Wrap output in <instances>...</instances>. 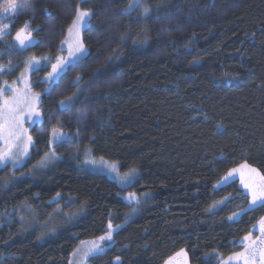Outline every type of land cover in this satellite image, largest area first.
<instances>
[{
  "label": "trees",
  "instance_id": "obj_1",
  "mask_svg": "<svg viewBox=\"0 0 264 264\" xmlns=\"http://www.w3.org/2000/svg\"><path fill=\"white\" fill-rule=\"evenodd\" d=\"M14 2L27 10L0 45V64L19 65L11 78L29 57L59 55L78 11L91 20L86 56L54 85L43 81L49 65L34 73L40 119L29 156L0 169V264H69L109 222L111 246L88 264H166L179 253L219 264L241 251L264 207L233 219L234 204L249 197L238 180L223 181L242 164L264 175V0H145L150 18L125 14L132 0ZM26 22L36 42L22 50L13 38ZM55 127L68 140L52 147ZM87 154L137 177L121 186L89 170ZM130 192L148 196L133 204ZM58 213L67 225L51 221Z\"/></svg>",
  "mask_w": 264,
  "mask_h": 264
},
{
  "label": "snow or ice",
  "instance_id": "obj_2",
  "mask_svg": "<svg viewBox=\"0 0 264 264\" xmlns=\"http://www.w3.org/2000/svg\"><path fill=\"white\" fill-rule=\"evenodd\" d=\"M141 9L143 16L145 18H150V8L145 3V0H132V2L129 3L127 9H125V14H131L132 12ZM26 10V8H18L17 4L13 0V2H9L6 7L0 8V17L14 20L16 15H18L21 11ZM90 20L91 15L89 12H77L72 27L69 29L71 42H66L68 58L65 59L64 57L60 56L56 58L55 63H51L49 61L51 64V71L48 72V75L44 81L45 83L54 85L60 76L68 70L69 66L76 64L87 55V50L80 38V32L81 28L87 27V25L90 23ZM11 27V24L0 26V40H3L6 35L10 34L9 29ZM14 40L18 42L21 47L25 48L31 44L32 35L29 23L26 22L21 28H19L18 31H16ZM44 59L47 60V57ZM40 64L41 61L35 57H33L29 62L32 71H40ZM11 70L12 69H4L3 66H0V73ZM81 79V77H77L74 86L75 84H79ZM6 90L7 89L0 88V139L4 138L5 132H7L10 137L20 139V136L13 131V128L19 122V113L24 110L21 105L29 107L30 113L38 116L39 113L35 112V102L38 101V96H34L31 98V100H29L27 95H21L17 91L11 99H8L4 97V92ZM59 105L62 111L69 110L72 105V98L69 97L66 100H61ZM52 138L57 143H62L68 140L62 129L59 127L52 129ZM30 144H32V138L31 136H27L26 140L24 141V148L21 152L22 155L27 154V148ZM100 159L103 166V157ZM20 163L21 160L19 159V156L11 153L10 149L8 151L0 150V166H7L11 164V166L15 168ZM90 163L95 164L96 162L93 160L90 161ZM108 167H110L113 171L116 170L114 165H108ZM236 173L240 174L241 184L243 185V188L247 190L245 195L250 197L249 210H254L255 207H264V175L259 174L256 169L251 168L249 165L242 164L239 168L231 169L224 177V181H228ZM245 173L248 174L247 179H245ZM134 179V170L126 173L122 178L125 186L127 187H130L133 184ZM125 199L130 203L139 204L140 202L136 193L132 192H130ZM259 224L261 235L264 236V218L260 219ZM112 232L113 226L111 222H109L106 235L100 236L97 240L88 243L86 246H83L82 242V248L77 249V251L73 253L74 257L79 255V264H85L89 258L95 259L98 256L106 254L107 247L111 246ZM244 239L249 240V237L246 236ZM259 245V248L255 246L249 247L246 253H237L236 258L238 260H243L244 264H255L258 257L260 264H264V240H260ZM231 259L232 257H229V260Z\"/></svg>",
  "mask_w": 264,
  "mask_h": 264
},
{
  "label": "rangeland",
  "instance_id": "obj_3",
  "mask_svg": "<svg viewBox=\"0 0 264 264\" xmlns=\"http://www.w3.org/2000/svg\"><path fill=\"white\" fill-rule=\"evenodd\" d=\"M16 4H17L18 8H20V5L18 3H16ZM12 21H13V19L0 17V26L6 25V24H11L12 25ZM85 29H86V27L81 28V32H80V38H81L82 42H83V31ZM9 32H10V29H9ZM32 34L33 33L31 32V35ZM9 36H10V34L6 35L3 40H0V45L2 43H6L7 44V39H9ZM35 42H36L35 38L32 35L31 44H29L25 48V47H21L18 44V42H16L14 40V38H13L14 45H17V47L22 49V50H25V49H28V48L32 47L35 44ZM66 42H71V37L69 35V32H68V36H67L66 40L61 44L62 45L61 46V52L55 58L52 59V58H49V56H45V57H47V60H45L44 56L43 57H35L36 59H39L41 61L40 68L43 67L44 65H46V66L49 65L47 67H49V71H51V64L49 63V61L51 63H55L56 58L60 57V56H62L65 59H67L68 58V52L66 50V47H67V43ZM5 50H8V47H6ZM3 51L0 48V59L3 58ZM32 58L33 57H29L26 60L24 59L25 63H24L23 68L19 71V74L17 76H13L12 78L10 77V75H12V73L16 71V68H18L19 65H13L11 63H8V65H7V64H4V62L0 64V66H3L4 69H12L11 71H4L3 73H0V88L7 89L4 92V97L5 98L11 99L13 97V95L16 94L17 91L21 95H27L29 100H31V98L34 97V96H38V101L35 102V112L39 113L38 116L35 115V114H31L29 107L21 105L24 108V110L19 113V122L13 128V131L17 135L20 136V139H15L14 137H10L7 132H5L4 138L0 139V150L8 151L10 149L11 153L16 154V155L19 156V159L21 160V163L17 167L21 166L26 161V159L29 156L31 144L27 148V154L26 155H22L21 154V152H22V150L24 148V141L26 140L27 136H31V133H30L31 126L33 124H35L36 122H38V120L40 119V108H39V105H40V94L35 92L34 89H33V83H34L33 76H34V73L36 71H32L31 67L29 65V62H30V60ZM47 75H48V72L44 76L45 78L43 79V81H45ZM9 78H11V80ZM63 133L68 138V135L64 131H63ZM56 144H57V142L55 140H53V138L51 137L50 145L52 147H54ZM53 158H54V154L51 152L50 154H48L45 157V159L43 160V163L44 164H48L49 162L52 161ZM93 160L96 162L95 164L90 163V161H93ZM9 165L11 166V164H9ZM85 165H86V167L89 170L97 172V173L106 174L109 177H111L112 179H115L121 186H125L122 178L124 177V175L126 173H123L121 171L119 163L103 159V166H102L101 159L93 158L90 154H87V156L85 158ZM108 165H114L116 170L113 171L110 167H108ZM4 167H6V166H0V169H2ZM131 171H133V170H131ZM134 172H135V179H136L138 172H137V170H134ZM247 176H248V174L245 173V179H247ZM233 180H238L240 182V184H241L240 174L239 173L234 174L228 181H223V183L226 184V183H229V182H231ZM241 187L243 188L242 184H241ZM243 190H244V193L247 192L246 189L243 188ZM127 196L128 195H125V198ZM147 196H148V194L143 196L142 198L139 197V196H137V197L139 198V201H140V198L142 200H144V199L147 198ZM133 204H135V203H133ZM235 205H236V209L234 211L235 215L232 218L233 219H238L241 216V214L243 213V210H249L250 197L248 199L247 198H243V199L237 201L234 204V206ZM21 210L24 211V212L25 211L27 212L25 214V216L22 217V219H21L22 222L24 223V225L25 224L26 225L27 224H31V222L29 220V217L27 216V214L32 215L31 209L27 205H25V206L23 205L21 207ZM135 214L136 213H134L133 215H135ZM65 218L67 220H69L68 216H65ZM74 219H75V217L71 218V220H74ZM54 220L55 221H59V226L64 225V224H66V225L68 224L64 220V217H63V215L61 213H58V215L53 217L51 221H54ZM63 221H65V222H63ZM2 225L3 224H0V226H2ZM59 228L60 227H58V228L57 227H52V229H51L52 233H54V232L57 233ZM115 230L116 229L113 227L112 240H113V234H114ZM247 237H249V240L243 239L241 241V243L243 244V249L241 251L236 252V253H234V254L229 256V257H232L231 260H229V257L218 256L219 264H244L243 260H238L236 258V254L237 253H241V252H245L246 253L247 249L249 247H251V246H255L257 248L260 247L259 241L260 240H264V236L261 235L260 224L255 226V228L253 229V232L251 234H249ZM94 240H97V239H94ZM94 240L84 241L83 242V246H86L88 243H90V242H92ZM81 248H82V243L79 245V247L77 249H81ZM77 249L75 250V252L77 251ZM89 259H87L85 264H88ZM79 261H80L79 255L74 257L73 254H72L69 264H79ZM166 264H189V261H188L187 255L185 253H179L176 256H174L173 258H171ZM255 264H260V260H259L258 257L256 259Z\"/></svg>",
  "mask_w": 264,
  "mask_h": 264
}]
</instances>
